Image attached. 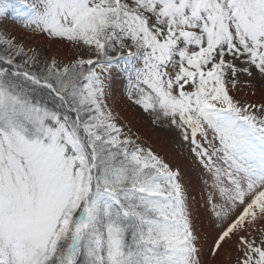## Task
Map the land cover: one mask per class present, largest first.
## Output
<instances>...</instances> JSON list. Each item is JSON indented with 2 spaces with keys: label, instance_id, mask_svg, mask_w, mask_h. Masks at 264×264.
<instances>
[{
  "label": "snow or ice",
  "instance_id": "6c2138e0",
  "mask_svg": "<svg viewBox=\"0 0 264 264\" xmlns=\"http://www.w3.org/2000/svg\"><path fill=\"white\" fill-rule=\"evenodd\" d=\"M9 18L0 264H264V0H0ZM122 99L186 147L199 199Z\"/></svg>",
  "mask_w": 264,
  "mask_h": 264
},
{
  "label": "rangeland",
  "instance_id": "374dc122",
  "mask_svg": "<svg viewBox=\"0 0 264 264\" xmlns=\"http://www.w3.org/2000/svg\"><path fill=\"white\" fill-rule=\"evenodd\" d=\"M0 28L6 29L9 32H15L18 36L26 35L17 24L11 22V18L8 21L0 19ZM28 46L36 47L42 52V55H46L49 59L55 56L58 60L65 62L74 54V50H70L66 45H60L55 42L49 43L40 37H34L29 40ZM252 100L254 102H264V95L257 91L256 96L252 97ZM116 110L120 112L122 122L128 124L134 133H138L143 141L152 146L162 156L182 166L186 177L194 185V188L190 190V194L195 195L199 199L201 187L197 179L199 173L195 165L191 162L186 147L182 148L174 137L161 132L159 129L153 128L148 117L138 108L131 105L130 102H127L126 99L117 102Z\"/></svg>",
  "mask_w": 264,
  "mask_h": 264
}]
</instances>
